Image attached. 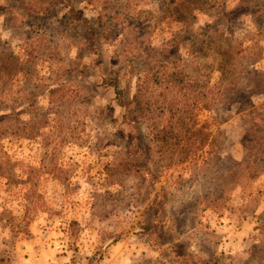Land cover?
<instances>
[{
	"label": "rangeland",
	"instance_id": "1",
	"mask_svg": "<svg viewBox=\"0 0 264 264\" xmlns=\"http://www.w3.org/2000/svg\"><path fill=\"white\" fill-rule=\"evenodd\" d=\"M24 252L264 264V0H0V264Z\"/></svg>",
	"mask_w": 264,
	"mask_h": 264
},
{
	"label": "crops",
	"instance_id": "2",
	"mask_svg": "<svg viewBox=\"0 0 264 264\" xmlns=\"http://www.w3.org/2000/svg\"><path fill=\"white\" fill-rule=\"evenodd\" d=\"M27 256H28V258H27V260L25 259V257H23V260H25V261H27V262H25V263H28V264H33V262L35 263V260H38V259H41V260H43L41 263L42 264H48L49 263V261H51L50 259H49V256H48V253L49 252H24ZM54 256H56V254L55 255H53V257ZM51 257V256H50ZM52 257V258H53ZM49 259V260H48Z\"/></svg>",
	"mask_w": 264,
	"mask_h": 264
}]
</instances>
